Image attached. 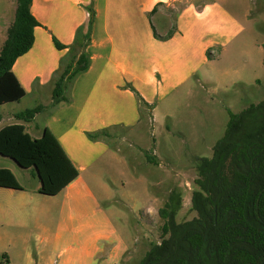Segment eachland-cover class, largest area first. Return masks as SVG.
I'll return each instance as SVG.
<instances>
[{
  "label": "crops",
  "instance_id": "obj_1",
  "mask_svg": "<svg viewBox=\"0 0 264 264\" xmlns=\"http://www.w3.org/2000/svg\"><path fill=\"white\" fill-rule=\"evenodd\" d=\"M228 2L31 1L30 11L40 24L33 29L31 48L16 58L12 71L25 91L23 97L37 96L44 108L28 122L17 120L14 115L18 112H2L0 128L22 122L26 131L38 138L47 127L77 168L78 176L55 195L39 193L40 185L0 187V222L9 227L33 222L31 232L22 237L23 244L26 239L35 242L32 254H25L28 264H119L128 248L125 232L116 222L125 218L119 202L133 212L139 209L135 202L139 187L147 199L142 208L145 213L157 197L147 189L149 178L135 173L128 156L108 138L120 136L124 140L128 132L129 141L138 145L144 135L141 129L147 126L153 142L151 153L160 157L161 120L166 132H172L173 124L191 122L192 134L199 140L206 136L202 125L213 119L214 109L185 103L187 116L179 117L176 114L184 99L198 91L215 95L231 88L261 86L264 45L251 29L254 19L250 6L233 10ZM88 6L94 12L86 48L89 67L68 88L69 100L51 105L53 74L67 52V48L55 46L53 37L65 45L72 43L78 27L87 29ZM15 9L16 0H0V48ZM173 24L176 30L172 36L164 40L155 37L153 27L164 35ZM127 85L152 105L150 113L139 108L135 92ZM212 101V97L205 98L204 106ZM38 114L42 121L32 122ZM103 129L107 132L103 137L91 139L87 135ZM113 163L119 164L117 172L121 167L120 173L128 175L127 182L118 176H105ZM131 183L139 185L136 192L129 191ZM116 188L122 194L117 198ZM5 254L9 262L10 252Z\"/></svg>",
  "mask_w": 264,
  "mask_h": 264
},
{
  "label": "trees",
  "instance_id": "obj_2",
  "mask_svg": "<svg viewBox=\"0 0 264 264\" xmlns=\"http://www.w3.org/2000/svg\"><path fill=\"white\" fill-rule=\"evenodd\" d=\"M32 0H16L14 18L6 30L0 48V105L19 101L25 91L12 71L17 57L33 44V29L40 23L32 15ZM86 30L78 27L72 43L65 45L55 37L58 49L67 48L53 74L51 105L68 101L67 90L75 77L90 64L86 48L90 42L93 9L88 6ZM156 7L151 12L154 13ZM176 30L173 24L158 39H167ZM264 70V57H263ZM139 108H152L135 91ZM38 104L14 115L28 122L41 111ZM91 139L107 135L106 130L87 134ZM0 154L20 167L34 171L38 192L55 195L78 176V170L54 134L45 127L33 138L22 122L0 128ZM198 177L191 193V207L196 215L178 222L180 193L172 191L157 213L163 219L162 238L152 243L138 264H264V98L250 103L239 112H230L223 135L216 140L210 157L196 162ZM0 187L23 189L15 174L0 167Z\"/></svg>",
  "mask_w": 264,
  "mask_h": 264
},
{
  "label": "rangeland",
  "instance_id": "obj_3",
  "mask_svg": "<svg viewBox=\"0 0 264 264\" xmlns=\"http://www.w3.org/2000/svg\"><path fill=\"white\" fill-rule=\"evenodd\" d=\"M228 6L233 10L243 6H250L253 21L251 29L256 31L258 38L264 45V0H229ZM262 80L259 88H231L228 93L219 92L215 95L206 94L204 91H198L193 97L184 99L182 105L178 107L177 116H187L186 104L192 107L200 106L207 111H214L213 119L205 120L202 125L207 131L203 139H198L197 134H192L191 122L187 125L173 124L172 132H166L165 126L161 120V156L152 155L153 142L147 131L149 128L144 126L141 129L144 132L143 139L137 144L131 143L128 139V132H125L126 138L123 140L120 136H111L108 138L111 145L118 148L122 154L128 156L132 169L135 173L145 174L150 185L147 186L149 193L156 196V200L151 203L152 208L149 212H143L147 204L146 196L143 194L139 185L129 184L130 192H136L137 206L134 212L131 208L119 202V205L125 210V218L116 219L118 226L125 232L128 248L123 253L119 264H138L144 253L149 249L152 243L161 240L163 219L158 216L157 210L167 200L172 191H177L181 196V207L176 213L178 222L190 220L196 215L191 207V193L195 188V179L198 177L196 162L199 157H210L212 155V145L220 138L226 128L230 112H239L247 107L250 103H257L264 98V71L262 68ZM213 98V103L204 106L205 98ZM230 100V101H229ZM40 102V99L28 94L19 101L0 105V114L2 112H20L27 108H32ZM189 115V114H188ZM42 116L38 114L32 122H41ZM204 121V120H203ZM158 133V132H157ZM158 136V135H157ZM149 137V138H148ZM195 151V152H193ZM119 164H112L111 171L105 173L108 178L116 176L128 181V175L121 174V167L118 172ZM0 167L10 168L15 174L18 182L24 188H34L40 185L37 174L30 169L20 167L13 159L0 154ZM131 169V168H129ZM131 169V170H132ZM128 172H130L128 170ZM117 178V177H116ZM135 186L137 188H135ZM135 189V191H134ZM2 191V190H0ZM115 197L122 195L121 191L116 188ZM52 225V223H50ZM32 221H26L23 226H4L0 222V264H28L25 254H32L34 241L26 239L23 244V235L31 232ZM29 240V241H28ZM10 249V250H9ZM10 252V260L5 252ZM8 254V253H7Z\"/></svg>",
  "mask_w": 264,
  "mask_h": 264
}]
</instances>
